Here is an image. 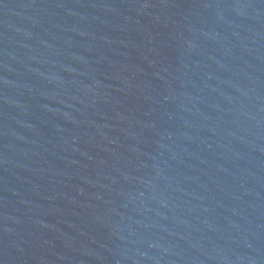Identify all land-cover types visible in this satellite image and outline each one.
<instances>
[{"label":"water","instance_id":"water-1","mask_svg":"<svg viewBox=\"0 0 264 264\" xmlns=\"http://www.w3.org/2000/svg\"><path fill=\"white\" fill-rule=\"evenodd\" d=\"M264 89V0H0V264H159Z\"/></svg>","mask_w":264,"mask_h":264}]
</instances>
